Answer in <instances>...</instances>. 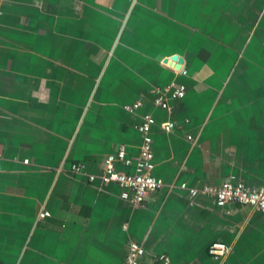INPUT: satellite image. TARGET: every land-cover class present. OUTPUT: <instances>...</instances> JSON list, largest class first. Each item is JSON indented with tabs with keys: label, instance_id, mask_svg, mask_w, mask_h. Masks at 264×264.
Returning a JSON list of instances; mask_svg holds the SVG:
<instances>
[{
	"label": "crops",
	"instance_id": "crops-1",
	"mask_svg": "<svg viewBox=\"0 0 264 264\" xmlns=\"http://www.w3.org/2000/svg\"><path fill=\"white\" fill-rule=\"evenodd\" d=\"M175 83L184 98L154 106ZM147 112L164 185L134 205L86 174L120 145L138 159ZM232 174L264 184V0H0V264H122L131 240L141 264H264V214L177 188Z\"/></svg>",
	"mask_w": 264,
	"mask_h": 264
},
{
	"label": "built area",
	"instance_id": "built-area-1",
	"mask_svg": "<svg viewBox=\"0 0 264 264\" xmlns=\"http://www.w3.org/2000/svg\"><path fill=\"white\" fill-rule=\"evenodd\" d=\"M178 71L182 75L187 74V69L184 67H181ZM184 96V84L175 83L163 89H155L153 91L152 102L157 108L168 112L172 105L171 101L182 99ZM141 106L142 100L138 99L125 106V108L129 112H134ZM155 123V116L147 112L142 115L140 122L137 124V130L141 134L142 141L139 156L135 162L127 158L125 146L120 145L115 152L109 153L103 158L100 173L86 174L87 179L90 182L99 179L103 183H115L120 188V197L122 199L134 205L143 204L148 193L154 192L164 185L162 178L152 174L155 164L153 162L154 153L151 129ZM161 127L165 132H170L176 127V123L174 120H166L161 124ZM188 139H191V136H188ZM118 162L126 167H132V170L123 171L117 169L116 164ZM70 169L74 174H82L84 173L85 164L73 163ZM177 188L181 192L186 193L189 198L196 197L197 195H204L211 198L219 207H224L232 203L240 204L249 206L253 210L264 214V184L260 187H249L233 174L227 176L219 184L204 183L199 187H191L187 182H181ZM46 215H48L47 211L39 214L40 217ZM122 227L123 229L127 228L126 225ZM229 251V245L220 240L212 241L207 247L208 255L214 261L221 260ZM144 254L145 250L142 244L131 240L127 244V251L122 264H141V259ZM159 260L161 264L170 263L169 257L165 254H161Z\"/></svg>",
	"mask_w": 264,
	"mask_h": 264
},
{
	"label": "water",
	"instance_id": "water-1",
	"mask_svg": "<svg viewBox=\"0 0 264 264\" xmlns=\"http://www.w3.org/2000/svg\"><path fill=\"white\" fill-rule=\"evenodd\" d=\"M163 63H166L172 68L178 70L182 67L183 58L178 54H173V55H170L169 57L163 58Z\"/></svg>",
	"mask_w": 264,
	"mask_h": 264
},
{
	"label": "rangeland",
	"instance_id": "rangeland-1",
	"mask_svg": "<svg viewBox=\"0 0 264 264\" xmlns=\"http://www.w3.org/2000/svg\"><path fill=\"white\" fill-rule=\"evenodd\" d=\"M152 174L154 175V173H153V172H152ZM208 256H209V255H208ZM209 257L211 258V256H209ZM211 259H212V258H211ZM222 259H224V258H222ZM222 259H221V260H222ZM212 260H213V259H212ZM221 260H220V261H221ZM213 261H214V260H213ZM215 262H217V261H215Z\"/></svg>",
	"mask_w": 264,
	"mask_h": 264
},
{
	"label": "trees",
	"instance_id": "trees-1",
	"mask_svg": "<svg viewBox=\"0 0 264 264\" xmlns=\"http://www.w3.org/2000/svg\"><path fill=\"white\" fill-rule=\"evenodd\" d=\"M75 163V162H74ZM71 164H73V162L71 163ZM71 164H70V167H71ZM208 253V252H207Z\"/></svg>",
	"mask_w": 264,
	"mask_h": 264
}]
</instances>
